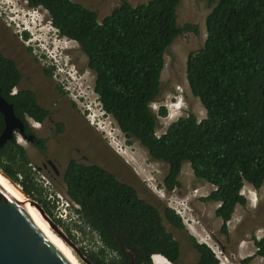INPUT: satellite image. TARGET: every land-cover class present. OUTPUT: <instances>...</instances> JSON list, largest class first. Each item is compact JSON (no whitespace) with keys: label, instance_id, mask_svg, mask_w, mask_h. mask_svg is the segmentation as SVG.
<instances>
[{"label":"trees","instance_id":"obj_1","mask_svg":"<svg viewBox=\"0 0 264 264\" xmlns=\"http://www.w3.org/2000/svg\"><path fill=\"white\" fill-rule=\"evenodd\" d=\"M22 1L45 10L58 35L79 45L95 76L93 91L103 113L127 139L135 138L152 160L167 165L163 180L167 190L181 186L178 177L184 162L197 180L215 188L202 201L218 203L214 215L227 236L236 206L246 203L240 194L244 185L258 190L264 184V0H207L211 11L205 18L204 45L186 61V81L205 118L180 117L159 137L158 117H165L166 109L160 107L155 113L151 104L159 96L164 55L181 32H198L193 25L178 27L180 0H149L137 6L122 0L101 21L97 12L71 0ZM0 67V93L12 104L16 117L23 121L25 115L47 113L31 90L11 94L21 79L12 61L0 55ZM3 129L0 114V134ZM40 145L45 152L44 142ZM0 172L60 223L41 199L26 151L15 136L0 149ZM63 183L67 197L81 205L84 225L98 236L101 258L90 255L89 260L131 264L125 251L130 248L134 264H152L153 255L178 264L179 243L163 225L165 221L176 230L184 228L173 210L164 208L161 215L133 188L97 165L71 160ZM252 241L255 253L243 264L255 257L264 261V236ZM189 242L198 258L183 264H219L206 245L193 237Z\"/></svg>","mask_w":264,"mask_h":264},{"label":"rangeland","instance_id":"obj_2","mask_svg":"<svg viewBox=\"0 0 264 264\" xmlns=\"http://www.w3.org/2000/svg\"><path fill=\"white\" fill-rule=\"evenodd\" d=\"M71 1L97 12L98 20L101 21L122 0ZM126 1L137 6L149 0ZM210 11L207 0H180L177 7L178 27L183 30L193 25L198 32H181L164 55L159 96L151 104L154 112H158L160 107L166 109V116L158 117L157 135L161 136L180 117L189 114L198 120L205 117L204 108L188 87L186 61L190 54L198 52L204 45L205 18ZM24 27L28 31L24 32ZM0 35L9 45V55H13L24 66L22 72L26 80L22 82L21 88L38 87L47 102L59 99L55 86L64 88L68 93L66 99L60 100L64 112L62 119L66 123L65 132L58 134L52 130L46 131V135L49 133L52 137L48 143L47 158L28 143L19 141L18 135L15 138L16 143L26 151L41 199L48 202L54 217L59 206L53 198L61 196L68 200L63 174L69 161L74 160L79 164L98 165L118 180L131 184L140 199L156 207L161 215L164 208L178 209L184 219V222L180 219L184 227L182 230H176L163 221L166 230L179 243L178 264L197 261L198 255L192 249L189 237L206 245L214 256L218 254L224 264H243L244 259L255 253L252 239L264 236V184L253 193L249 191L250 185H244L242 191L246 203L236 206L227 223L228 235L225 236L220 232L221 220L214 215L217 203L202 201L214 187L197 180L189 163L184 162L178 177L181 186L174 191L165 189L163 180L168 172L167 165L152 160L135 138L127 139L111 116L103 113L93 91L95 76L87 69L85 55L76 42L58 35L45 10L30 8L22 0H0ZM41 70L44 74L48 73L50 78H44ZM29 80L32 82L29 83ZM177 102L180 107L174 109L173 105ZM70 103L74 104V111L69 108ZM46 159L54 165L57 176L50 169L47 172ZM34 196L39 198L37 194ZM58 221L62 232L85 259L91 264H98L89 260V256L101 258L99 239L94 231L84 225L85 220L73 214L68 221ZM72 252L81 264H85ZM105 258L109 259L110 255L106 254ZM153 260L155 264H169L161 256H154ZM249 264L264 262L262 258L255 257Z\"/></svg>","mask_w":264,"mask_h":264},{"label":"water","instance_id":"obj_3","mask_svg":"<svg viewBox=\"0 0 264 264\" xmlns=\"http://www.w3.org/2000/svg\"><path fill=\"white\" fill-rule=\"evenodd\" d=\"M0 114L4 129L0 134V149L7 141L18 135L24 142V124L15 116L13 106L0 93ZM0 175L16 188L30 207L35 209L50 229L55 232L85 264L88 262L75 245L68 240L58 224L49 217L40 204L27 196L18 184L1 172ZM134 264L135 253L125 249ZM0 264H73L59 247L38 226L25 207L0 184Z\"/></svg>","mask_w":264,"mask_h":264},{"label":"flooded vegetation","instance_id":"obj_4","mask_svg":"<svg viewBox=\"0 0 264 264\" xmlns=\"http://www.w3.org/2000/svg\"><path fill=\"white\" fill-rule=\"evenodd\" d=\"M9 49L10 48H9V45L6 43V39H4L2 35H0V55L3 56L6 59L12 61L14 63V65H15V67L17 68V70L21 74V79H20L19 85L17 87H14L13 91L11 92V94H16L21 89L31 90L34 93V95H35L37 104L44 111L47 112L45 114L37 113L36 116H32V117L28 116V115H25L24 120H23L24 122L22 121L23 124H24V135L27 138L30 139L29 142H27V143L33 149H35L36 152L39 153L42 157L47 158L48 154H49L48 153V143H49V140L52 141V137H51V135L49 133L46 135V131L48 132V131L52 130V131H55L58 134L59 133L63 134L65 132L66 123L62 119L63 115H64V112L62 111L63 109H62V107L60 105L61 104L60 100L63 99V98L66 99V96H68V93H67V91L64 88H61L60 86H55L54 89H55V92L57 93V95L59 96L58 97L59 99H55L52 102H47L46 101V97L41 93V91H39L38 87L21 88L22 82H24L26 80V78H25V76H24V74L22 72V68H24V66L22 65V62H18L15 59V57H13V55H9V51H8ZM41 71H42V76L44 78H47V79L50 78L48 73L44 74L43 70H41ZM0 72H1V67H0ZM28 82L31 83L32 80H29ZM69 108H71L72 111H74L75 110L74 104L70 103ZM39 118H42V119L40 120ZM41 141H43L44 144H45V147H46L45 152H42V150H41V145H40ZM46 168H47V172H49V169H50L53 172L54 176L58 175V172L55 169V167L52 164V162L50 160H47V159H46ZM105 171L107 173L113 175L109 171H107V170H105ZM114 178L117 181H119L120 183L133 188L135 190V192L137 193L136 189L131 184H128L126 182H122V181L118 180L115 176H114ZM163 184H164V181H163ZM165 189H166V187H165ZM137 195H138V193H137ZM139 199H140V197H139ZM147 204H149V203H147ZM149 205H151V204H149ZM78 206H79V210H78L79 212L78 213H79L80 217L83 219L84 218L83 217L84 214H83V211H82V207H81V205H78Z\"/></svg>","mask_w":264,"mask_h":264},{"label":"bare ground","instance_id":"obj_5","mask_svg":"<svg viewBox=\"0 0 264 264\" xmlns=\"http://www.w3.org/2000/svg\"><path fill=\"white\" fill-rule=\"evenodd\" d=\"M19 141H22V139L19 138ZM23 142V141H22ZM0 184L9 192L11 193L29 212V214L33 217L35 222L38 224V226L47 234V236L59 247V249L69 258V260L73 264H81L79 260L76 258L72 250L68 247L67 244L63 242V240L55 233L53 232L50 227L46 224V222L41 218V216L38 214V212L29 206V204L26 202V200L23 198L21 193L14 188L12 185H10L1 175H0ZM194 231V229L192 228ZM196 235V234H195ZM203 241H205L203 239ZM159 256V255H157ZM153 264H155L153 260Z\"/></svg>","mask_w":264,"mask_h":264},{"label":"built area","instance_id":"obj_6","mask_svg":"<svg viewBox=\"0 0 264 264\" xmlns=\"http://www.w3.org/2000/svg\"><path fill=\"white\" fill-rule=\"evenodd\" d=\"M157 137H159L160 135H157ZM53 201H55L59 208H56V216L54 217L56 220H61V221H68L70 216L75 214L76 215V211L79 210V206L77 204H75L74 202H72L69 198L68 200L61 197V196H56L55 198H53ZM172 201H170V204H171ZM171 208H173L171 206ZM79 212V211H78ZM174 212L176 213L177 216H179V218L182 220V222H184V219H183V216H182V213L176 209L174 210ZM55 213V212H54ZM229 223V222H228ZM216 256V259L218 261L219 264H224L222 261H221V258L218 254H215ZM154 256V255H153ZM153 256H151V261H152V258ZM160 256V255H159ZM162 257V256H161ZM225 260L226 257H223ZM165 259V258H164ZM166 260V259H165ZM164 260V261H165ZM153 263V262H152ZM170 264V263H169Z\"/></svg>","mask_w":264,"mask_h":264},{"label":"clouds","instance_id":"obj_7","mask_svg":"<svg viewBox=\"0 0 264 264\" xmlns=\"http://www.w3.org/2000/svg\"><path fill=\"white\" fill-rule=\"evenodd\" d=\"M24 32L25 31H28V29L26 28V27H24V30H23ZM179 107H180V104H179V102H177L176 104H174L173 105V108L174 109H179ZM159 110V109H158ZM154 112V111H153ZM155 113H157V112H155ZM205 118V117H204ZM167 129V128H166ZM247 184V183H246ZM247 185H249V184H247ZM251 186V185H250ZM175 189H177V188H174V189H172L173 191L175 190ZM215 189V188H214ZM249 191L251 192V193H253V192H255V191H257V189H255L253 186H251V189H249ZM243 191L241 190L240 191V194L244 197V195H243ZM217 205H218V203H217ZM219 206V205H218ZM217 206V207H218ZM173 211H174V209H172ZM176 214V213H175ZM216 258V257H215ZM166 262H168L167 260H166ZM169 263V262H168Z\"/></svg>","mask_w":264,"mask_h":264},{"label":"crops","instance_id":"obj_8","mask_svg":"<svg viewBox=\"0 0 264 264\" xmlns=\"http://www.w3.org/2000/svg\"><path fill=\"white\" fill-rule=\"evenodd\" d=\"M264 262V261H263Z\"/></svg>","mask_w":264,"mask_h":264}]
</instances>
